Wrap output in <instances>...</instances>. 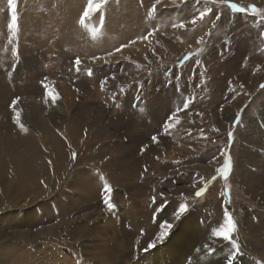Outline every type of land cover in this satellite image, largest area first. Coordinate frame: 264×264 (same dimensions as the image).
I'll return each instance as SVG.
<instances>
[{
	"label": "rangeland",
	"instance_id": "1",
	"mask_svg": "<svg viewBox=\"0 0 264 264\" xmlns=\"http://www.w3.org/2000/svg\"><path fill=\"white\" fill-rule=\"evenodd\" d=\"M18 123L46 161L36 202L0 172V264H264V0H0Z\"/></svg>",
	"mask_w": 264,
	"mask_h": 264
},
{
	"label": "bare ground",
	"instance_id": "2",
	"mask_svg": "<svg viewBox=\"0 0 264 264\" xmlns=\"http://www.w3.org/2000/svg\"><path fill=\"white\" fill-rule=\"evenodd\" d=\"M259 103V102H258ZM156 104V103H155ZM158 106V105H157ZM186 115V114H185ZM139 116V115H138ZM184 116V115H183ZM261 116V115H260ZM156 115H153L152 113L149 114L148 113V118L150 119V122L154 123L156 120ZM223 122V121H222ZM258 122V120H257ZM256 120L253 119L252 121H250L248 123V127L246 128V130L240 135L241 139H242V143L240 144V151H239V155H240V159L238 161L237 164V173L238 175H240V177L242 178L243 181V188L246 187V178L248 176V172H247V166H245V164H248L249 166H252L251 161L254 160H247L248 155H251L252 150L249 149V144L251 146L252 145V140H250L248 138V134L251 133V131H256V125L257 124ZM22 124H25V121L21 122ZM27 123V122H26ZM18 125L22 126L20 123H18ZM15 126L14 125L13 128H6V124L5 126L3 125L4 131L1 132L0 131V172L4 171L5 169H10L12 171H14L15 173L19 174L20 182L19 185L21 186V190L23 191L22 194L24 193L25 197L27 198L28 202H36L39 199V193H37L36 196H31L29 195V193L31 192L28 189L27 185V176L31 175L33 172H38L39 171V167L41 165H44L46 158H44L42 156V154L40 153L39 149H35V147H33V149L31 150V154L32 155H36L35 157H32L30 159L27 160V150L29 148H27V139H31L30 137L27 136V130L22 126V128H20L19 130H15ZM151 127V126H150ZM157 127V126H156ZM174 127V126H173ZM224 128V127H223ZM262 130V129H261ZM259 130V132L261 131ZM55 127H49L47 128V138H44V141L46 142V149H48L49 144H52L56 147L57 150L61 151V152H65L66 150H70L73 147L70 148H66L64 145H62L61 141L58 139V137L55 135ZM225 132V131H224ZM258 132V131H257ZM258 132V133H259ZM262 132H264V129L259 133L261 134ZM12 133V134H11ZM259 136V135H258ZM257 136V138H258ZM180 137V136H179ZM255 138V140L257 139ZM3 139V140H1ZM40 138L35 137V142H33L32 144H36L39 142ZM7 140V141H6ZM258 140V139H257ZM261 140V139H260ZM259 141V140H258ZM240 142V141H239ZM256 142V141H255ZM178 143V142H177ZM264 144V142H263ZM182 146V145H181ZM68 147V145H67ZM77 147V144L76 146ZM74 147V148H75ZM50 148H52V146H50ZM73 148V149H74ZM7 152V154H3L2 152ZM16 151H19L20 153L17 155H14V153ZM52 152H53V148H52ZM51 152V154H52ZM53 155V154H52ZM17 157H20V159H15ZM250 158V157H249ZM49 159V157H48ZM50 160V159H49ZM255 162V161H254ZM55 167H57V162H55L54 164ZM132 163L129 164V166L131 167ZM264 166V165H263ZM149 168V167H148ZM147 168V169H148ZM53 171V170H52ZM236 172V171H235ZM253 172V171H252ZM55 175V174H54ZM17 177V175H15ZM55 176H58V174L56 173ZM249 178V177H248ZM255 179V178H254ZM253 179V180H254ZM239 180V179H238ZM250 181V180H249ZM138 184V183H137ZM141 185V184H140ZM242 185V182H241ZM40 186V184H38V187ZM219 187V186H218ZM249 187V186H247ZM92 188V186H91ZM217 188V187H216ZM258 189L256 194H260L259 197L262 198L264 197V189H262V187L256 186H250L249 191L250 193H252V191H254V189ZM36 189V188H34ZM245 189V188H244ZM33 190V189H31ZM220 190V189H219ZM184 191V190H183ZM247 191V190H246ZM182 192V191H181ZM220 192V191H219ZM179 194V193H178ZM249 194V193H248ZM182 197V196H181ZM180 197V198H181ZM179 198V199H180ZM253 198V197H252ZM176 199V198H175ZM264 200V199H263ZM178 201V200H177ZM180 201V200H179ZM261 203V202H259ZM256 205V204H255ZM260 226V224H259ZM223 237V236H222ZM224 239V238H223ZM180 248V247H179ZM183 250V249H182ZM161 253H165V252H160L158 253V255H160ZM171 253V252H170ZM169 253V254H170ZM160 257H162L164 259V255H161ZM150 259V258H149ZM135 263V262H134ZM138 262H136L137 264ZM140 263V262H139ZM142 263V261H141ZM47 264V263H46ZM54 264H59L58 262H54Z\"/></svg>",
	"mask_w": 264,
	"mask_h": 264
}]
</instances>
